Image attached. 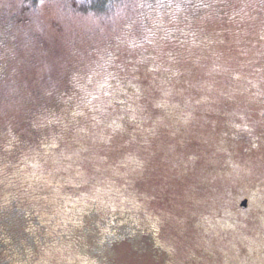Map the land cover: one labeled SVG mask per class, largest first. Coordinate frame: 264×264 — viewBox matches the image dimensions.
I'll list each match as a JSON object with an SVG mask.
<instances>
[{"label": "rangeland", "instance_id": "374dc122", "mask_svg": "<svg viewBox=\"0 0 264 264\" xmlns=\"http://www.w3.org/2000/svg\"><path fill=\"white\" fill-rule=\"evenodd\" d=\"M1 30V260L264 264V0H0Z\"/></svg>", "mask_w": 264, "mask_h": 264}, {"label": "trees", "instance_id": "16d2710c", "mask_svg": "<svg viewBox=\"0 0 264 264\" xmlns=\"http://www.w3.org/2000/svg\"><path fill=\"white\" fill-rule=\"evenodd\" d=\"M19 214V209L14 207L12 210L5 211L4 214L0 212V250L4 248H11L17 249L14 245H10V242L7 240H4L3 233L5 231H8L11 225V222L14 220V217H16ZM129 226L127 223L122 224H115L110 223L108 232L105 236L104 242L108 244V241L113 240H120L122 238L121 235H127L131 232H128ZM121 233V234H120ZM11 250V249H10ZM6 260L0 259V264H6Z\"/></svg>", "mask_w": 264, "mask_h": 264}, {"label": "flooded vegetation", "instance_id": "af4514ba", "mask_svg": "<svg viewBox=\"0 0 264 264\" xmlns=\"http://www.w3.org/2000/svg\"><path fill=\"white\" fill-rule=\"evenodd\" d=\"M17 20H18V19H17ZM8 26H9V23H8V22H5V23H4V27H8ZM2 31H3V30L0 31V36H1V34H2V33H1ZM13 208H14V207H13ZM13 208H12V209H13ZM21 211L23 212V210H21ZM21 215H22V214H21ZM125 223H127V224L129 223V226H132V227L134 226V223H133L131 220H126ZM108 227H109V224H108ZM107 231H108V230H107ZM107 231H104V232H103L104 236H106Z\"/></svg>", "mask_w": 264, "mask_h": 264}, {"label": "water", "instance_id": "95a60500", "mask_svg": "<svg viewBox=\"0 0 264 264\" xmlns=\"http://www.w3.org/2000/svg\"><path fill=\"white\" fill-rule=\"evenodd\" d=\"M241 205H243V206L247 205V200L244 199V200L242 201V204H241Z\"/></svg>", "mask_w": 264, "mask_h": 264}, {"label": "snow or ice", "instance_id": "6c2138e0", "mask_svg": "<svg viewBox=\"0 0 264 264\" xmlns=\"http://www.w3.org/2000/svg\"><path fill=\"white\" fill-rule=\"evenodd\" d=\"M41 3H43V0H40Z\"/></svg>", "mask_w": 264, "mask_h": 264}]
</instances>
